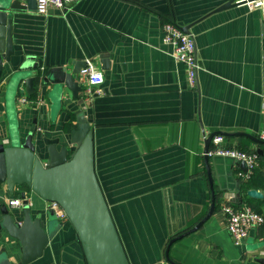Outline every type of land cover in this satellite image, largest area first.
I'll return each mask as SVG.
<instances>
[{
	"label": "crops",
	"instance_id": "crops-1",
	"mask_svg": "<svg viewBox=\"0 0 264 264\" xmlns=\"http://www.w3.org/2000/svg\"><path fill=\"white\" fill-rule=\"evenodd\" d=\"M28 2L9 10L15 54L4 63V75L30 56L44 75L54 66L72 72L92 59L105 78L88 100L82 80L78 96L67 85L40 80L33 93L22 84L12 104L0 96L1 141L11 142L16 113L22 140L37 120L38 147L44 136L59 137V146L73 150L70 132L83 107L94 132L96 174L131 264H248L254 255L264 256V223L235 245L221 209L227 201L264 215V197L243 193L242 202L235 199L240 183L243 192H264V7L241 0H75L40 13ZM166 21L195 37L201 64L196 87L162 40ZM20 94L28 97L25 105H17ZM212 134H223L227 146L258 153L250 178L240 174L238 159L206 155ZM25 189L10 193L0 183V206ZM27 196L33 216L48 220L46 201L30 190ZM14 209L22 219L21 209ZM55 219L61 226L29 264H87L74 226ZM185 232L170 247L174 262L168 260L170 240Z\"/></svg>",
	"mask_w": 264,
	"mask_h": 264
},
{
	"label": "water",
	"instance_id": "water-1",
	"mask_svg": "<svg viewBox=\"0 0 264 264\" xmlns=\"http://www.w3.org/2000/svg\"><path fill=\"white\" fill-rule=\"evenodd\" d=\"M28 3L30 7H37L36 0H29ZM26 7L20 0H0V86L5 82V88H0V96L8 104H12L22 84L28 92L33 93L36 91L37 80L43 85L49 81L67 85L74 96H78L83 88L76 77L80 67L67 72L64 66H54L42 75L40 71L36 72L38 64H32L29 56V61H25L17 69L11 67L4 75L7 68L4 63L10 62L15 54L12 15L9 10ZM1 106L5 108V102H2ZM76 114V127L70 132V142L75 147L73 150L66 144L59 146V137L44 136L43 145L38 147L35 139L37 120H34L24 140L21 139L15 124L10 144H4L0 138V183H5L10 193H14L18 186L27 188L21 192L25 202L20 208L22 219L20 211H16L14 207L6 203L0 206V264H29L41 257L61 226L52 210L48 220L33 216L31 206L26 202L28 190L45 201H56L62 206L77 231L87 264H131L96 174L94 132L91 123L83 107ZM212 137L213 134L209 137L208 144ZM214 158L229 157L216 155ZM237 162L241 164L243 171L248 170L246 161ZM207 168L211 177L209 164ZM240 187L235 198L237 201L242 202L243 193L252 198L264 197L262 190L249 188L243 192L242 183ZM213 210L214 202L209 214L200 224L210 217ZM188 232L170 240L166 252L168 260L173 261L169 254L172 243ZM247 263L264 264V256L256 254Z\"/></svg>",
	"mask_w": 264,
	"mask_h": 264
},
{
	"label": "built area",
	"instance_id": "built-area-1",
	"mask_svg": "<svg viewBox=\"0 0 264 264\" xmlns=\"http://www.w3.org/2000/svg\"><path fill=\"white\" fill-rule=\"evenodd\" d=\"M26 3L27 0H20ZM249 4L253 8H263L264 0H241ZM75 0H36L37 11L47 13L51 8L60 10L66 9ZM162 40L165 44L171 45L169 53L180 62H183L187 67L190 85L197 86L198 72L201 64L197 56V46L194 35L186 31L183 27L173 21H166L162 24ZM79 79L85 85L83 90V99L88 100L96 92L101 90L100 86L104 82V72L100 69L96 62L92 59H87L85 65L79 71ZM20 105H25L28 102V97L25 94H20L17 99ZM259 138L264 139V131L259 135ZM225 136L223 134H213L212 142L214 146L206 152L209 157L221 155L238 160H244L247 163L248 170L240 172L244 178H250L258 166L259 155L255 150H244L234 146H227L224 143ZM4 144H8V138L3 139ZM27 204L31 206L33 202L26 196ZM9 206L22 208L25 204L24 198L15 197L8 200ZM47 208L52 210L61 221H69L68 216L62 206L56 201H46ZM222 212L225 215V221L230 235L235 245L243 244L250 236L251 230L264 223V215L253 209L250 206L236 207L230 202L223 201L221 205ZM264 254V250L261 251Z\"/></svg>",
	"mask_w": 264,
	"mask_h": 264
},
{
	"label": "rangeland",
	"instance_id": "rangeland-1",
	"mask_svg": "<svg viewBox=\"0 0 264 264\" xmlns=\"http://www.w3.org/2000/svg\"><path fill=\"white\" fill-rule=\"evenodd\" d=\"M17 100V99H16ZM17 105H18V102H17ZM17 107V106H16ZM52 107H55V111H56V108H57V104H55L54 106H52ZM17 122H18V117H17V114L15 113V115H14V118L12 119V126H11V128H10V131H11V134L13 133V125L14 124H17ZM249 239V238H248Z\"/></svg>",
	"mask_w": 264,
	"mask_h": 264
},
{
	"label": "trees",
	"instance_id": "trees-1",
	"mask_svg": "<svg viewBox=\"0 0 264 264\" xmlns=\"http://www.w3.org/2000/svg\"><path fill=\"white\" fill-rule=\"evenodd\" d=\"M217 199V198H216Z\"/></svg>",
	"mask_w": 264,
	"mask_h": 264
}]
</instances>
